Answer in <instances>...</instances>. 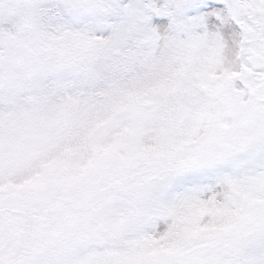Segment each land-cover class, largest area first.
<instances>
[{
    "label": "snow or ice",
    "instance_id": "obj_1",
    "mask_svg": "<svg viewBox=\"0 0 264 264\" xmlns=\"http://www.w3.org/2000/svg\"><path fill=\"white\" fill-rule=\"evenodd\" d=\"M0 264H264V0H0Z\"/></svg>",
    "mask_w": 264,
    "mask_h": 264
}]
</instances>
